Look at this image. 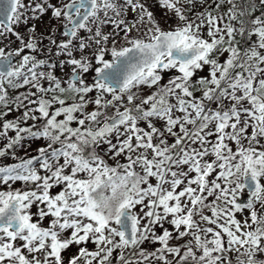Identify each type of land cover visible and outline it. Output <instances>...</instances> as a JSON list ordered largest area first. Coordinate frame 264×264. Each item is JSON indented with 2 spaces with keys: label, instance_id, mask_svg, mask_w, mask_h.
<instances>
[{
  "label": "snow or ice",
  "instance_id": "snow-or-ice-1",
  "mask_svg": "<svg viewBox=\"0 0 264 264\" xmlns=\"http://www.w3.org/2000/svg\"><path fill=\"white\" fill-rule=\"evenodd\" d=\"M0 264H264V0H0Z\"/></svg>",
  "mask_w": 264,
  "mask_h": 264
},
{
  "label": "rangeland",
  "instance_id": "rangeland-1",
  "mask_svg": "<svg viewBox=\"0 0 264 264\" xmlns=\"http://www.w3.org/2000/svg\"><path fill=\"white\" fill-rule=\"evenodd\" d=\"M154 10L157 11V15L159 16V15H160L159 10H158V9H154ZM47 23H48V20H47V17H45V18L43 19V21L38 25V30H39V31H43L44 28H45V25H47ZM45 43H47V41H45ZM12 47H16V45H13ZM57 74H58V75H62V73H61L59 70H57ZM13 115H16V113H13L12 115H10V116L8 117V119H11ZM29 123H31V122H29ZM42 143H43V141H40V142H38L37 144H34V145L32 146V148L29 149V155H37L36 149H37L39 146H41ZM18 155L21 156V157H24V156H25V153H24L23 151H21V152L18 153ZM8 162L11 163L12 161L9 160ZM109 163H112V161H109ZM17 186H18V185H17ZM246 198H247V197H243L242 199H245V200H246ZM73 251H75V249H73Z\"/></svg>",
  "mask_w": 264,
  "mask_h": 264
}]
</instances>
